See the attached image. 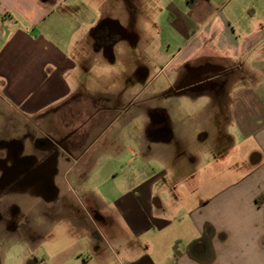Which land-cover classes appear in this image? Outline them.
<instances>
[{
    "label": "crops",
    "instance_id": "crops-1",
    "mask_svg": "<svg viewBox=\"0 0 264 264\" xmlns=\"http://www.w3.org/2000/svg\"><path fill=\"white\" fill-rule=\"evenodd\" d=\"M110 52L122 60L110 76L121 71L132 77L128 85L114 82L111 95L102 91L104 73H95L97 87L86 84L89 76L95 78L92 56L107 60ZM158 53L165 55L166 79L142 103L151 108L158 99L180 101L206 84L184 99L201 102L204 117L213 120L233 87L228 99L233 131L222 132L230 141L222 154L237 155L243 145V159L232 160L226 173L179 176L180 191L164 197L153 180L120 191L113 201L107 195L94 208L74 192L97 164L98 152L87 158L100 134L93 139V128L108 122L110 102H125L123 95L131 102L130 96L135 99L151 83L137 78L139 57L155 59ZM260 75L264 0H194L191 6L186 0H0V168L16 167L21 180L49 184L54 191L46 198L55 204L33 209L42 222L0 228L6 238L0 264H264ZM198 121L200 140L214 147L211 135L219 130ZM30 125L41 134L30 138ZM190 131L179 126L161 134L145 122L130 140L138 149L148 146L151 157L157 143L171 136L170 152L189 153ZM126 147L120 141L117 156ZM72 198L80 209L69 206ZM63 215L68 222L60 221Z\"/></svg>",
    "mask_w": 264,
    "mask_h": 264
},
{
    "label": "rangeland",
    "instance_id": "rangeland-1",
    "mask_svg": "<svg viewBox=\"0 0 264 264\" xmlns=\"http://www.w3.org/2000/svg\"><path fill=\"white\" fill-rule=\"evenodd\" d=\"M114 43L115 41L113 44ZM106 58L107 60L103 58H95L93 60L92 56L91 63L93 61V64L91 65L95 78L89 76L86 80V84L87 87H97V78H99V76L95 75V73L98 72L100 75L104 73L102 79L105 81V88H102V91L104 90L105 93L109 92V95H111V92L115 88L114 82H120L121 80V82L124 81V85H128L131 83L132 77H128L127 72L121 71L117 73L118 77L115 75L111 77V71L119 68V64H121L122 60L111 52ZM139 58H141L142 72L137 78L141 83L145 80H151V83L145 88L141 87V92L135 99H132V96H130L131 102H127L128 96L123 95V98L126 99L125 102H110L108 104L110 105L108 110L110 113L108 122H100L93 128V130H96L93 139L97 134H100L90 145L87 155V158L93 157L94 159V155L98 152L97 164L94 166L92 165L87 178H85L82 183L75 186V194L81 197L84 202L85 200L89 201L88 203L94 208H98L97 206H99V203L106 202L107 195H109V199L113 201L111 198L123 193L120 191H124L125 193V191H128V188L134 187L135 184V186H139L143 183L146 186H150L151 183H149V181L153 180H156L155 191L158 193L161 192L164 197L167 191L171 193L180 191L182 184L177 181L179 176L195 174L197 171H200L201 174L226 173L231 169L229 165L232 160L243 159V155L240 153L244 149L243 145H239L238 148L242 151H239L237 155L233 154L231 156L222 154L223 152L225 153L224 147L228 146L230 143L228 139H223L222 132L223 130L233 131L232 124L228 118V99L233 87H228L229 90L226 92V99L218 108L219 115L213 120L209 117H204L205 110L201 108V102L184 99L185 96L194 97L196 95L194 91H199L202 87H208L206 84H197V87H193L185 92V94L181 96L183 99L180 101H178V99L171 100L170 98L158 99V102L151 105L153 107L147 108L150 107V105L142 103L144 97L149 94L150 89L156 83L166 79L167 74L163 67L165 55L158 53L154 59L153 55L142 54ZM115 65L117 67H114ZM98 69H101V71H97ZM227 76L229 77L231 74ZM227 76L220 78L224 79ZM259 78L264 79V76L260 75ZM125 90L127 91V87ZM132 93L134 94V92ZM213 106L211 105L210 108H213ZM169 108H171V110ZM117 114L118 117L109 123L112 119L111 117ZM200 118H202V122L208 128L214 125L215 129L219 130V133H216V135H211V139L216 144L214 147L211 144L209 146L208 142L201 141L199 138V132H201L199 124H201V122L199 123L198 120ZM145 122L148 126L155 125L158 128V132L161 134H165V132L176 129L179 126H187L190 128L189 144L192 147L188 148L189 153L184 150H177L171 151L175 152L176 155L170 156V146L166 145V143L171 136H169V139L167 138V141L157 143L156 156H149L151 152L148 146L142 149H138L136 145L132 146L131 144L133 143L130 139H132L134 135L136 136L138 132L144 130ZM40 134L38 130L33 128V125H30V138ZM120 141L122 145H127L129 148L126 147V151L117 156L116 153L118 151L117 149H119ZM106 145L108 146V151L105 150ZM196 154L201 156L202 159H199V162H190V157ZM114 156L117 157L113 158ZM94 161L95 160L92 162ZM15 169L16 167L0 168L1 229L9 227L13 223H28L27 221L29 220L31 222H42L41 217L33 214L35 213L33 209H53L55 206L51 198H46H49V195L54 191L49 187V184L40 183V185H37L36 182L23 181L20 177H16ZM166 186H169V188H166ZM136 188L135 190L137 191ZM70 201L71 203H69V206L73 207V209H78L80 207L78 203L75 204L73 198ZM56 217L57 216H55V218ZM64 217L65 215L61 216L60 221L68 222ZM5 239L6 238L0 233V245L3 244L1 242Z\"/></svg>",
    "mask_w": 264,
    "mask_h": 264
},
{
    "label": "flooded vegetation",
    "instance_id": "flooded-vegetation-1",
    "mask_svg": "<svg viewBox=\"0 0 264 264\" xmlns=\"http://www.w3.org/2000/svg\"><path fill=\"white\" fill-rule=\"evenodd\" d=\"M224 74H226V72H224ZM37 141L42 142L43 140L39 139V140H37ZM43 142L45 143L46 146H48V143H49L48 140H44ZM50 144H51V143H50ZM59 147H62V148H63V145H62V144H59ZM65 149H66V147H65ZM54 150H56V147L54 148Z\"/></svg>",
    "mask_w": 264,
    "mask_h": 264
},
{
    "label": "trees",
    "instance_id": "trees-1",
    "mask_svg": "<svg viewBox=\"0 0 264 264\" xmlns=\"http://www.w3.org/2000/svg\"><path fill=\"white\" fill-rule=\"evenodd\" d=\"M194 0H186V5L191 6L193 4Z\"/></svg>",
    "mask_w": 264,
    "mask_h": 264
}]
</instances>
